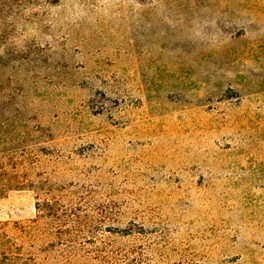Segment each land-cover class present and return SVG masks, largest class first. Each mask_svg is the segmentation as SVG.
I'll use <instances>...</instances> for the list:
<instances>
[{
    "label": "rangeland",
    "instance_id": "rangeland-1",
    "mask_svg": "<svg viewBox=\"0 0 264 264\" xmlns=\"http://www.w3.org/2000/svg\"><path fill=\"white\" fill-rule=\"evenodd\" d=\"M0 264H264V0H0Z\"/></svg>",
    "mask_w": 264,
    "mask_h": 264
},
{
    "label": "trees",
    "instance_id": "trees-1",
    "mask_svg": "<svg viewBox=\"0 0 264 264\" xmlns=\"http://www.w3.org/2000/svg\"><path fill=\"white\" fill-rule=\"evenodd\" d=\"M36 210L38 211V213H37L38 219H40V220L42 219L43 220V219H46V217L48 216L47 212H48V210H50V208H49L47 203H42V204L36 203ZM49 216H50V214H49ZM51 217L56 218V215L55 216H51ZM38 221L39 220H34V221H32V223L34 225H37Z\"/></svg>",
    "mask_w": 264,
    "mask_h": 264
}]
</instances>
